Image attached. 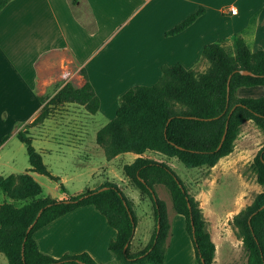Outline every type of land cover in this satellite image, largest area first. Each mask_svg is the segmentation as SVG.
<instances>
[{"label": "trees", "instance_id": "1", "mask_svg": "<svg viewBox=\"0 0 264 264\" xmlns=\"http://www.w3.org/2000/svg\"><path fill=\"white\" fill-rule=\"evenodd\" d=\"M8 1L0 0V10ZM204 11L199 7L165 35L180 33ZM235 44L234 55H229L223 44L205 45L202 56L210 65L203 74L178 62L163 65L156 83L133 86L121 95L115 116L96 134V142L107 159L127 152L140 155L123 166V173L141 198L151 201L156 226L146 247L137 251L130 248L137 218L130 200L117 184L106 182L97 189L85 188L81 194L58 200L44 197L42 186L28 173L58 179L33 146L27 128L42 124L53 109L66 103L79 104L90 114L99 110L100 99L85 69L80 70L85 78L82 86L75 87L68 82L52 97H39L42 107L38 114L16 135L26 147L30 167L21 174L0 176V192L24 202L19 207L10 203L0 206V252L6 256L8 264H99L85 252L65 254L57 259L50 257L39 250L34 238L37 230L84 206H93L116 230L109 250L118 264H163L167 221L165 204L155 191L158 185L169 192L174 210L185 218L197 264H212L215 246L204 229L197 202L169 165L142 155L155 151L168 158L175 157L190 168L213 166L232 152L245 122L253 121L264 135V98L236 95L240 87L264 86V51L250 52L240 37H236ZM7 137L3 136L2 140ZM253 168L257 182L264 186V146L255 156ZM263 205L264 192L257 196L255 205L245 215L234 217V225L247 252L246 264H264Z\"/></svg>", "mask_w": 264, "mask_h": 264}, {"label": "crops", "instance_id": "2", "mask_svg": "<svg viewBox=\"0 0 264 264\" xmlns=\"http://www.w3.org/2000/svg\"><path fill=\"white\" fill-rule=\"evenodd\" d=\"M199 7L205 11L194 23L178 34L165 35ZM236 37L244 40L250 52L264 51V0H9L0 10V166L12 163L3 151L17 129L13 124H22L38 114L42 107L39 97H52L72 82L66 74L68 68L76 72L75 78H81L75 87L84 84L80 70L85 69L100 99L99 110L104 108L111 120L121 95L133 86L156 83L163 65L178 62L196 70L195 61L204 60L205 45L220 43L235 53ZM51 55L66 58L47 75ZM244 87L237 89V97L264 98V86ZM99 129L94 130L91 141L86 139L85 126H71V130L82 134L77 143L83 147L81 157L86 160L92 159L94 146L100 147L96 142ZM63 143L72 144L61 141L58 147ZM118 156H105L106 166ZM139 156L133 153V161ZM83 190L71 193L64 189L56 198L66 199ZM136 232L137 226L132 251L146 247L152 236L151 231L143 242ZM116 233L98 210L84 206L37 230L34 238L43 254L56 259L85 252L99 264H118L109 250ZM0 264H8L7 258L0 257Z\"/></svg>", "mask_w": 264, "mask_h": 264}, {"label": "rangeland", "instance_id": "3", "mask_svg": "<svg viewBox=\"0 0 264 264\" xmlns=\"http://www.w3.org/2000/svg\"><path fill=\"white\" fill-rule=\"evenodd\" d=\"M225 48L229 55L234 54L232 49ZM49 58L50 63L47 62L49 64L46 65L47 75L54 73L66 56L51 55ZM195 64L197 67L195 71L198 74L205 73L210 65L206 59L198 63L195 61ZM66 72L72 79L70 83L74 86L79 85L77 81L81 83L80 76L75 78L76 72L71 68ZM103 102L106 105V101ZM103 109L100 108L95 114H90L79 104H65L53 109L50 117L42 124L27 128L33 138V146L41 153L44 163L58 179L52 180L36 172L32 174L41 182L43 196L53 199H57L56 197H59L64 189L75 193L108 181L121 185L125 194L131 199V207L137 218L136 236L144 242L151 231L153 234L156 223L151 201L148 198H141L142 203L137 204L139 191L123 173V166L133 161V153L120 154L108 167L103 148L94 146L92 159L86 160L81 157L83 147L77 143L78 136L82 134L71 130V126H85L86 139L93 141L94 130L99 129L109 120ZM34 117L22 124L19 121L16 125L13 124L17 129L12 132L3 151L12 159V163L9 167L0 166L3 176L24 173L30 167L26 147L16 135L19 130L25 129ZM61 141L72 144L63 143L58 147V142ZM263 146L264 135L250 120L241 125L232 152L220 158L213 166L190 168L175 157L168 158L155 151H148L144 153L145 156L142 155L169 165L183 182L188 194L197 202L204 229L215 246L212 264L247 263V252L243 248L239 229L234 225V217L245 215L255 205L257 196L264 192V186L257 182L253 168L254 158ZM62 178H66V181L59 182ZM155 191L164 202L166 210V250L168 251L164 264H197L195 249L186 231L184 216L174 210L172 198L163 186H156ZM3 203L19 207L24 202L12 200L0 192V206ZM0 257L5 259L6 256L0 254Z\"/></svg>", "mask_w": 264, "mask_h": 264}, {"label": "water", "instance_id": "4", "mask_svg": "<svg viewBox=\"0 0 264 264\" xmlns=\"http://www.w3.org/2000/svg\"><path fill=\"white\" fill-rule=\"evenodd\" d=\"M242 73H250V72H248V71H242ZM228 81H229V80H228ZM228 89H229V88H228ZM224 136H225V135H223V137H222V141H223V139H224ZM222 141H221V143L219 144V147L221 146ZM263 206H264V205H263ZM31 226H32V225H31ZM31 226H30V227H31ZM30 227H29V228H30Z\"/></svg>", "mask_w": 264, "mask_h": 264}]
</instances>
